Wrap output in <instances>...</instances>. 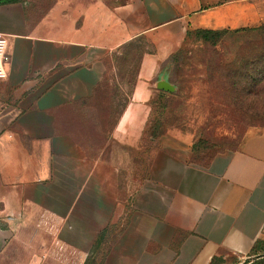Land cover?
<instances>
[{"label": "crops", "instance_id": "0c3cea01", "mask_svg": "<svg viewBox=\"0 0 264 264\" xmlns=\"http://www.w3.org/2000/svg\"><path fill=\"white\" fill-rule=\"evenodd\" d=\"M262 25L264 0L0 5L8 43L0 81V264L263 258L264 129L248 131L238 150L206 166L192 161V140L181 132L143 146L163 92L157 84L187 36ZM139 38L153 51L141 58L131 97L104 139L99 121L83 111L104 82L107 61ZM148 154L145 179L126 197L123 177Z\"/></svg>", "mask_w": 264, "mask_h": 264}, {"label": "rangeland", "instance_id": "374dc122", "mask_svg": "<svg viewBox=\"0 0 264 264\" xmlns=\"http://www.w3.org/2000/svg\"><path fill=\"white\" fill-rule=\"evenodd\" d=\"M247 30L230 31L216 44L205 43L194 33L187 36L170 59L165 76L175 91L161 92L155 100L144 147L151 149L167 132H181L192 140V161L206 166L217 155L238 150L248 131L264 129V83L257 82L258 65L246 63L241 66L246 76L232 77L240 66L235 62L253 60L264 47V35ZM150 51L151 43L139 38L107 61L104 82L83 111L99 121L95 125L103 128L104 139L131 97L142 55ZM148 158L149 154L136 159L123 177L124 184L129 182V187H122L126 197L145 179Z\"/></svg>", "mask_w": 264, "mask_h": 264}, {"label": "trees", "instance_id": "16d2710c", "mask_svg": "<svg viewBox=\"0 0 264 264\" xmlns=\"http://www.w3.org/2000/svg\"><path fill=\"white\" fill-rule=\"evenodd\" d=\"M16 1L17 0L7 1V2L0 1V5L12 4ZM251 30L261 32L264 35V25L260 26L259 28L251 29ZM247 31H249V30L242 29V30H237V31H233V32L234 33H241V32H247ZM229 32L230 31H227V30H223V31L198 30V31H195L194 34H196V36L205 43L216 44L220 41V39L223 36H225ZM131 45H132V43H129V46H131ZM125 47H128V46H125ZM125 47H123V48H125ZM260 50H261V52L258 55H255L253 60L244 59V60H239L238 62H235V64H238V65L240 64V66H239V70L235 71L234 74L232 75V77L235 78L236 80H239L242 77L244 78L246 75H245V73L243 74V68L241 66L242 65L245 66L246 63H248V65L250 63H256L258 65V75L260 77L257 82H258V84L264 83V47L261 48ZM143 55H142V57H143ZM263 261H264V257L261 258L260 260H258L256 262V264H261V262H263Z\"/></svg>", "mask_w": 264, "mask_h": 264}, {"label": "built area", "instance_id": "2783aa9c", "mask_svg": "<svg viewBox=\"0 0 264 264\" xmlns=\"http://www.w3.org/2000/svg\"><path fill=\"white\" fill-rule=\"evenodd\" d=\"M7 45V39L4 36L0 35V81L7 78V73L5 70ZM13 218H15L13 215L9 216L10 220H12ZM21 218L22 216H19V219Z\"/></svg>", "mask_w": 264, "mask_h": 264}, {"label": "water", "instance_id": "95a60500", "mask_svg": "<svg viewBox=\"0 0 264 264\" xmlns=\"http://www.w3.org/2000/svg\"><path fill=\"white\" fill-rule=\"evenodd\" d=\"M157 89L167 93H173L175 87L167 81V79H162L157 84Z\"/></svg>", "mask_w": 264, "mask_h": 264}]
</instances>
